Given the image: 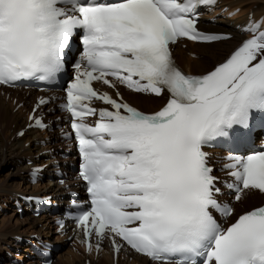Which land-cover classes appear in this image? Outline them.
I'll return each mask as SVG.
<instances>
[{
	"label": "snow or ice",
	"instance_id": "1",
	"mask_svg": "<svg viewBox=\"0 0 264 264\" xmlns=\"http://www.w3.org/2000/svg\"><path fill=\"white\" fill-rule=\"evenodd\" d=\"M216 3L0 0V86L56 84L82 46L61 108L90 196V208L74 217L87 251L95 237L97 252L107 239L117 255L127 247L147 264H264V206L238 213L225 203L205 151L220 143L238 149L264 128V22L249 17L250 38L203 74H185L170 48L181 38L228 39L197 30L201 6ZM93 81L117 89L119 99ZM118 86L166 102L146 114ZM48 102L41 98L37 108ZM37 108L29 121L47 128ZM90 116L99 117L94 125ZM227 159L236 201L245 190L264 193V151Z\"/></svg>",
	"mask_w": 264,
	"mask_h": 264
},
{
	"label": "bare ground",
	"instance_id": "2",
	"mask_svg": "<svg viewBox=\"0 0 264 264\" xmlns=\"http://www.w3.org/2000/svg\"><path fill=\"white\" fill-rule=\"evenodd\" d=\"M245 0H236L233 3H228V6L232 8L239 7L240 4L244 3ZM254 1V0H253ZM258 2L257 5L254 7L255 17L259 18L264 16V0H255ZM254 6V5H253ZM224 25L221 27H216L213 30L215 31H223V32H232L235 25L238 21H222ZM237 35V34H236ZM239 38L238 35L234 39ZM231 40L225 43H217L208 46H197L194 49V52L199 56L198 61H190L186 60V68L190 73H201L209 70L213 67L217 62L221 61L225 55L230 52L234 46L238 43L236 40ZM239 40V39H238ZM180 55H183L182 52H179ZM19 99L20 97L17 96ZM138 105L144 110H153V107L146 105L147 102H154L155 100L152 99H143L137 97ZM160 106V105H159ZM14 106L11 104V100L4 101L0 98V165L3 162H10L11 166H13L12 171L6 172L4 175H1L2 169L0 168V203H5L8 201V198L11 194L16 193L20 190L28 189V186L24 185L25 178L23 177L22 173L27 170L26 167L20 165L22 158L27 157L31 154L33 150V144L31 142L32 137L34 134L28 133L26 136L21 140H13L14 134L17 128H20L24 125L23 115L21 112L13 113L12 109ZM30 143V148H25V143ZM49 148L45 147L44 149ZM40 150H43L40 149ZM3 153L5 155H3ZM14 178H17L20 183H14ZM23 185V187H22ZM16 186V187H15ZM40 189L39 186L34 187L32 189L33 192L38 191ZM48 191L51 194H58L60 189H57L53 185L48 187ZM1 205V204H0ZM16 220V217L13 218ZM41 220V219H39ZM11 224L10 218L7 221L3 222V229L0 233V243L1 242H8L7 236L14 237L20 236L19 232L22 228H27V231H31L32 233L41 234L40 229H37L39 221H34L33 219L26 218L22 222ZM47 228L45 232L52 236L53 233L49 231L51 228V223H47ZM10 245V244H9ZM62 264H84V261L80 257L70 256L68 252L66 254H61ZM95 264V263H94ZM96 264H111L109 255H103L102 258L98 260ZM117 264H147L146 260L142 258L135 259V262L126 263L122 261H118Z\"/></svg>",
	"mask_w": 264,
	"mask_h": 264
},
{
	"label": "rangeland",
	"instance_id": "3",
	"mask_svg": "<svg viewBox=\"0 0 264 264\" xmlns=\"http://www.w3.org/2000/svg\"><path fill=\"white\" fill-rule=\"evenodd\" d=\"M241 5H242V15H245L246 14V12H248V10L250 9V7H255L256 5H257V7H258V2H256L255 0L253 1V0H245L244 1V3H242V4H240V6H239V8H241ZM254 5V6H253ZM254 10V9H253ZM229 21V20H228ZM3 155H5L4 153H3ZM0 168L2 169V174L1 175H4L6 172H9V171H12V169H13V166H11V163L10 162H8L7 163V161L6 162H3V164H1L0 165ZM14 183L16 184H18V183H20V181L17 179V178H14ZM16 187V186H15ZM6 203V202H5ZM2 206L4 205V203H0ZM13 211L14 210H12V208H8V210H6V211H4V212H1L0 211V233H1V230L3 229V222L5 223L6 221H7V219L8 218H10V223L11 224H14V223H16L15 221L17 220V222L18 223H20V222H22L24 219H26L28 216H22V217H17L14 213H13ZM13 216L14 217H16V220H14V219H11V218H13ZM38 227H40V226H38ZM39 229V228H38ZM49 231L50 232H52L51 231V228L49 229ZM29 233H32L31 231H27V228L25 227V228H22V229H20V232H19V234H20V236L21 235H27V234H29ZM2 234V233H1ZM12 237H9V236H7V241H9L10 239H11ZM2 243H6V242H1L0 243V245L2 244ZM8 243V245H9V242H7ZM1 249V248H0ZM2 255V253H1V251H0V256ZM58 263H60V264H62V260L60 259L59 260V262Z\"/></svg>",
	"mask_w": 264,
	"mask_h": 264
}]
</instances>
